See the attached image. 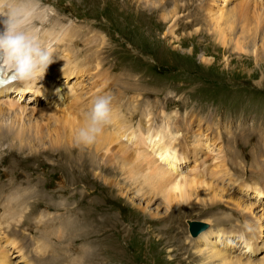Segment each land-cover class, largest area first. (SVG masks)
I'll use <instances>...</instances> for the list:
<instances>
[{
    "label": "rangeland",
    "instance_id": "1",
    "mask_svg": "<svg viewBox=\"0 0 264 264\" xmlns=\"http://www.w3.org/2000/svg\"><path fill=\"white\" fill-rule=\"evenodd\" d=\"M132 1L41 0L72 31L65 37L72 40L70 48L64 47L65 57H79L94 95L111 94L113 115L125 114L131 130L111 148L98 141L78 145L76 120L90 104L75 108L65 103L62 112L42 109L27 118L18 136L21 120L7 123L10 106L0 104V232L12 240H0L8 254L3 260L0 251L5 261L0 264H69L82 250H94L85 264H202L197 248L203 244L189 231V221L195 220L233 233L222 237L227 254L244 248L252 259L264 256V231L259 234L257 224L259 208H264V52L255 57L250 42L247 51L231 44L225 49L205 13L195 18L196 7L206 0L191 3L177 24L183 44L171 34L164 37L170 24L161 20L160 9ZM179 1L170 0L168 9ZM244 1L220 4L226 8ZM259 20L258 29L253 23L251 30L259 35L260 50L264 18ZM88 27L104 36V45L88 44L82 34H91ZM238 27L228 33L241 31ZM179 44L183 52L174 50ZM203 55L211 64L202 62ZM92 70L100 71L98 79ZM57 79L52 90L32 92L41 87L36 85L19 101L32 95L31 106L47 107L64 75ZM148 119L154 131L157 126L171 136L179 134L171 163L179 166L176 172L213 184V193H192L189 203L168 206L169 179L147 176L146 163L136 155L140 146L134 132L144 130ZM219 193L223 196L212 200Z\"/></svg>",
    "mask_w": 264,
    "mask_h": 264
},
{
    "label": "bare ground",
    "instance_id": "2",
    "mask_svg": "<svg viewBox=\"0 0 264 264\" xmlns=\"http://www.w3.org/2000/svg\"><path fill=\"white\" fill-rule=\"evenodd\" d=\"M144 1L146 2L147 5H152L157 10L160 9V11L162 12V14H160L161 20H163L167 24L168 23L170 24L167 31L164 34V37L167 36V34H171V36H173V39H179L178 35H176L177 24H179L181 19L186 15V14H184V11L188 10L189 7L191 6V3H193L195 0H181V2L180 1L174 2V5L170 9H168V7H167V4H168V2H170V0H144ZM199 1L202 2L203 0H199ZM220 1L221 0H206L203 5H202V3H199L198 7H196V9L200 13L197 14L195 18H197L198 20H201V17H200L201 12L203 11L205 13L204 15L209 18L208 21H209L210 26H213V29L216 32V33H214L215 35H213V36L217 37V39L219 40V42L223 45V47L225 49H226V46L228 44H231L232 46H235L236 49L247 51L250 48V45H247V42H248V44L250 42L252 45L250 48V52H252L254 54V56L257 58L259 55L261 56V54H259V53H260V51L264 52V48H262V46H264V45L262 44L261 49L259 50L260 45L257 44V42H256L258 40L259 35H258V33H254V31L251 30V26L253 25V23H255L256 29H258V27L260 26V20L259 19L264 18V0H246L247 3L245 1H244V3H238V2H236L234 4L231 3L233 6H229L226 8H225V6L227 4L225 3L226 5L225 4L222 5V4H220ZM224 1L227 2L230 0H224ZM129 2L132 3L133 1L129 0ZM180 3H182V6H180ZM39 4H40V9H39L37 15L34 17L33 23L37 27V29L40 32V34L42 35V37L51 43L54 50L59 54L60 58L58 57L55 60V62L49 66V68H48V70H47V72L44 75L42 80H39L38 82L32 84L31 86L26 87L20 83H17L13 86L9 85V86L5 87L4 89L0 90V104H2V105L8 104L11 108L9 107L6 111H8L9 113L12 112L10 110L16 111V112H12L10 114L7 112V115H6L7 117H5L6 118L5 121L7 123L10 122L9 124H12V123L16 122L15 118H19L21 120L19 122L20 124H17V126L19 127V130H17V135L21 133V130L23 131L25 129V123H24L25 120H28L27 118H30L33 115L36 117V115L39 114L40 110H42V109H44V111L50 110L52 113L53 112L58 113L59 111L62 112L65 110V107H64L65 103L70 104L72 107H75V108L78 106L84 107L86 105L91 104L93 98L95 97L94 89L92 87H90L89 83L84 80L85 74L87 73V70H85L86 66L79 64V62H78L79 57L73 58V55L70 58L65 57L66 56V54H65L66 50L64 49V47L70 48V44L72 43V40L69 38V41H68V39L66 40V41H68V43H66L68 45L65 44V42H66L65 37L70 36L69 33H67L68 31H70V30H68V27H67L68 26L67 20L57 21L56 20L57 18H55L54 16L51 15L52 14L51 8H49L47 5L46 6L42 5L41 0H39ZM221 5H222L221 8H223L222 9L223 11L220 8ZM234 5H235V7H234ZM226 10H228V11H226ZM222 17L224 18V21H223L224 25H222L223 23L222 24L220 23V20ZM237 26H240V28L238 27L239 29L242 28L241 31L236 32V34L228 33L229 30L231 31V30L237 28ZM84 27L85 26L83 25L82 28L84 29ZM85 30L91 31V34H89V36H87V33L82 32L83 36L85 38L89 39L88 40L89 45L92 43L93 44L98 43V45H97L98 47H101L102 44L104 45V42H106L105 41L106 39H104V36H100V34H98L99 33L98 31H97L98 33H96V31L94 33V32H92L91 28H89V27L86 28ZM70 32H72V31H70ZM77 32H79V31H77ZM199 33H200V31H199ZM194 37H195V35L192 36L193 40H194ZM77 39H76L75 43H77ZM182 39L183 38L179 39V41H181L180 42L181 44H183ZM249 39H250V41H248ZM263 41H264V37H263L262 42ZM174 42H175V40H174ZM174 42H172V43H174ZM84 45H86V44H84ZM60 49H64V50H60ZM82 49H85V46ZM174 50H178V51L183 52L182 46L180 44L174 45ZM190 53H192V51ZM91 58H92V56H91ZM201 58H202V62L204 64H211L212 60L210 58H207L204 55L201 56ZM94 63H95V61H94ZM101 66H103V65H101ZM97 71L98 70H94V71L92 70V74H95V77L98 79L99 76H97ZM100 71H101V69H100ZM100 71H98V72H100ZM103 73H105V72H103ZM59 75H61V76L64 75V79L63 80L61 79L60 83L55 87L56 92L54 94L56 96L49 102L47 107L37 108V107L31 106L30 105L31 101L35 99L34 96H32V95L28 96L29 98L27 101H29V103H26L27 101L25 103H21L19 101V100H22V101L25 100L23 98V94H25V92L27 90L33 88L36 85H41V87L35 88L32 92H35L38 90L41 93H45L48 90H52V87H53V85L57 79V76L59 77ZM79 76H82V77H79ZM74 78H75V80H74ZM260 83L261 82L259 81L258 84H260ZM51 93H53V92H50L49 94H51ZM69 93H70V96H69ZM38 94H40V93H38ZM119 103H120V101H119ZM68 107L69 106H67L66 108L69 111H71L70 108H68ZM118 107H121V106H118ZM72 110H74V109H72ZM77 111H79V110H77ZM51 112H49V113H51ZM73 112H75V111H73ZM29 113H30V115H28ZM79 113L82 114V112H79ZM64 116H63V118H64ZM83 116H84V114H83ZM83 116L79 115L77 117V120H76L78 123L75 122V123L79 124L80 127H82L84 122H85ZM1 119L3 120V118H1ZM67 119H69V117ZM149 119L146 120V124H147L146 126L147 127L144 130H143V127H144L143 126L139 130H136V132H134V134H135L134 136H136V138H139L138 139V146H140V149L137 151L136 155L138 157H140V159H142L143 162L146 163V165H147V171H146L147 176L152 177V178H154V177L159 178L160 177V179H158V180L169 179V183L166 185V193H164V198H165L166 202L168 203V206L172 205L173 203L174 204L175 203H179V204L189 203L190 201H189V199H187V197L190 196L192 193H198L199 195L203 194V196L205 194L207 195V193H205V192L213 193L212 190L215 187V186H212L213 184L207 183L205 181L200 182L195 178H189L184 173H181V172L177 173L176 172V169L179 170V166H175V164L173 166H171V163H172V161L174 162L175 158L177 157V153L174 152V147L178 146L177 141L179 140V134H174L173 136H171L172 135L171 131H169V132L164 131L163 132L164 128H158L157 129L156 128L157 126L154 127L155 128V131H154L150 127V125L148 124ZM126 120L127 119L125 117V114L120 115V113H118L116 115H113V120H112V123L110 124L112 126V128L111 129L109 127L105 128L103 134L98 138L97 144L104 145L106 148V147H109L114 142L119 143L120 142L119 137H123L122 135H125V133H127L129 130H131L127 126L128 122L126 124ZM65 121L67 122V120H65ZM69 121L66 123V125L67 124L71 125V124H69L70 123ZM37 122L38 121H36L35 123H37ZM130 123H131V120H130L129 124ZM14 124H16V123H14ZM151 125H152V123H151ZM12 126H13V124H12ZM74 131H75V129H74ZM70 135L71 134H69V136ZM18 136H20V135H18ZM173 137H176V138L173 139L172 141H170ZM94 144H93V146H94ZM110 148H111V146H110ZM130 148H132V147H130ZM134 150H135V148H134ZM94 151H95V149H94ZM174 167H176V168H174ZM152 186L156 187L155 184H153ZM223 193H224V191H223ZM223 193L217 194L218 196H214L212 198V200H216L220 196L222 197ZM173 197L175 198L174 200H173ZM221 199L222 198H220V200ZM207 200L211 201L210 199H207ZM241 204H242V202H241ZM250 205H251L250 207H252V205H255V204L253 203ZM250 207H248V209ZM245 209H247V207ZM250 211H251V209H250ZM259 211L262 212V214H260V216L257 217L258 218L257 224H258V229L260 231L259 234L262 235V233L264 231V223L261 222V220H262V218H264V208H259ZM209 223H208V227L206 229H204L203 231H201L198 235L193 236L191 234L194 238L199 236V238H197V241H199L203 244V246L201 245L202 247L199 246L197 248L198 254L201 255L200 259H201L202 264H219L220 262L218 259L224 260L223 262L220 260L221 264H264V256L260 257L259 259H252L251 256L246 254L247 249H244V248L240 250V252H239L240 254H227L228 252H226L225 246H224L225 241H224V238L222 239V237H226L225 235H228V234L233 235V233L227 234L221 230H215L212 228L209 229V226H210ZM248 227H249V225H248ZM189 231H190V229H189ZM0 240H3L4 242H6V244H8L9 242L12 241L10 238H8L7 234H5V232H2V231L0 232ZM248 241H249V238L245 237V239L242 240V243L244 242V245L247 246ZM235 249H236V247H235ZM0 251H2L1 257L3 258V260L4 259L7 260L8 254L5 253L2 246H0ZM217 260L219 263L218 262L215 263V261H217ZM2 263H5V261H2ZM8 264H10V262Z\"/></svg>",
    "mask_w": 264,
    "mask_h": 264
},
{
    "label": "clouds",
    "instance_id": "3",
    "mask_svg": "<svg viewBox=\"0 0 264 264\" xmlns=\"http://www.w3.org/2000/svg\"><path fill=\"white\" fill-rule=\"evenodd\" d=\"M39 0H0V65L23 86L42 80L60 56L33 23ZM114 97L105 93L93 98L84 112V124L75 135L78 145L97 142L113 120ZM94 250L73 256L69 264H85Z\"/></svg>",
    "mask_w": 264,
    "mask_h": 264
},
{
    "label": "water",
    "instance_id": "4",
    "mask_svg": "<svg viewBox=\"0 0 264 264\" xmlns=\"http://www.w3.org/2000/svg\"><path fill=\"white\" fill-rule=\"evenodd\" d=\"M208 227V224L203 221H189V229L193 236L198 235L201 231L206 229Z\"/></svg>",
    "mask_w": 264,
    "mask_h": 264
}]
</instances>
